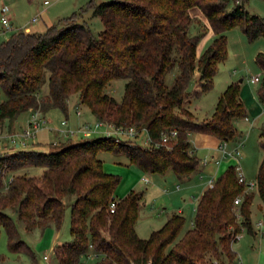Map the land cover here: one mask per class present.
Returning a JSON list of instances; mask_svg holds the SVG:
<instances>
[{
    "label": "trees",
    "instance_id": "1",
    "mask_svg": "<svg viewBox=\"0 0 264 264\" xmlns=\"http://www.w3.org/2000/svg\"><path fill=\"white\" fill-rule=\"evenodd\" d=\"M228 3L110 0L98 4L90 0L42 32L19 30L0 44L3 132L16 133V119L30 111L45 115L59 110L66 115L73 97L76 106L87 107L96 121L145 131L153 142L163 132L177 131L170 149L141 147L133 140L106 136L76 142L69 138L49 143L48 150H44L47 144L34 141L27 147L10 143L14 149L0 157V234L5 232L10 253L29 252L17 221L26 232L50 226L60 229L70 202L72 239L54 247L57 264H80L89 252L98 255L93 264L233 263L235 236L241 229L253 233L250 207L255 193L264 207V123L259 133L262 157L255 191L244 193L235 166L228 167L202 194L193 226L185 231V217L173 214L147 239L140 238L135 224L142 196L133 191L109 214L108 205L120 179L105 172L98 158L104 152L124 156L144 173L173 172L180 179L200 168V160L190 152V134L240 142L235 121L247 113L239 97V82L226 87L208 120L198 121L188 108L191 99L213 88L218 65L227 58L229 30L240 28L249 42L264 37V17L250 15L242 5L228 10ZM193 8L200 10L214 35L200 56L197 46L207 27L190 16ZM87 12L101 20L102 31H92L84 18ZM255 62L264 72V53H258ZM115 80L126 81L120 101L105 92ZM256 94L264 104V76ZM3 167L12 174L7 189ZM27 168L41 172L19 173ZM237 197L241 203L236 208Z\"/></svg>",
    "mask_w": 264,
    "mask_h": 264
},
{
    "label": "rangeland",
    "instance_id": "2",
    "mask_svg": "<svg viewBox=\"0 0 264 264\" xmlns=\"http://www.w3.org/2000/svg\"><path fill=\"white\" fill-rule=\"evenodd\" d=\"M45 0H0V11L3 5H7L9 8L12 7V3L15 6V10L18 12V15L22 21H26L33 16L39 14V12H44L39 17V21L35 23V30L44 31L46 26L52 25L57 22L59 19L70 16L73 12L78 11L80 8L84 7L86 3L90 0H47L49 2L48 5L43 4ZM110 0H96V3L100 4L103 2H109ZM235 5H242L246 12L250 15H258L260 17H264V0H229L227 5V9L231 10ZM1 14V12H0ZM87 20V23L90 25L92 31L96 34L103 30V25L101 20L98 17L92 16L90 12H87L84 16ZM14 25L13 21L9 23L8 26H4L1 24L0 20V35L3 30L6 28L11 30V26ZM202 27V26H201ZM13 27L12 29H14ZM7 30V31H8ZM227 58L225 61L221 62L218 65L217 73L214 77V85L213 88L206 93V96L196 97L190 102V107L194 111L197 104L202 103L204 108L205 104H207V97H211V95L218 96L224 90L226 84L229 82H239L241 78H243V83H240V90L243 87V84L247 79L251 76H254L258 73L261 74V70L255 62V58L258 53H264V37L257 38L253 42H249L242 32L240 28H233L227 32ZM3 36H0V42L3 41ZM208 46V45H207ZM264 74V72H262ZM199 74H197L198 76ZM170 82V78H168V83ZM125 80H115L111 82V84L106 88V93L112 96L117 101H120L123 93ZM251 89L255 87V85L250 84ZM44 93L47 92V83L43 86ZM257 88V87H256ZM72 102H77V98L73 97ZM244 104V103H243ZM81 109V114L79 118L84 117L89 114V110L85 106L78 105ZM245 106V104H244ZM246 108V106H245ZM75 111L74 108H71ZM247 110V108H246ZM198 117H202L203 109L194 111ZM203 112V113H202ZM53 113L58 114V119L55 121L54 117H51L54 125H59L62 120H64V116L62 113L57 110V112L53 111ZM248 113V112H247ZM28 115L26 113L21 114L17 119L19 120V124H15L16 133H21L23 124L25 123ZM48 118V117H47ZM16 119V121H17ZM62 119V120H61ZM264 121V116L261 119ZM68 122V127H72L70 121ZM87 123L92 124L94 120L90 118V121H86ZM95 123V122H94ZM93 123V124H94ZM80 126V125H78ZM57 127V126H56ZM240 127H236L237 131L241 134L239 129ZM259 125L255 126L248 135H243V139H245L244 144L241 149L240 155V167L247 181L256 180L257 176V167L258 162L261 160V150L259 149ZM44 129V128H43ZM76 129V128H74ZM101 130V129H100ZM2 131V132H1ZM50 132L52 135H48L49 140H54V135L57 133L55 130ZM12 132H3V129H0V136L3 137L2 143H0V157L5 153L10 152L14 149L9 142V135ZM42 137V135H38V141L43 143L46 140ZM79 138V137H78ZM76 136L72 137L75 140L78 139ZM147 138V133L145 131L141 132L137 139L136 144L144 147L145 139ZM37 140V139H36ZM61 140H66V138L57 133L56 142L60 143ZM64 142V141H63ZM33 143V141H28L27 146ZM25 146V147H27ZM23 147V148H25ZM51 149L50 144L44 147V150ZM98 158L102 161L103 169L105 172L109 174H113L119 177L120 181L115 190L114 197L116 200H121L125 196H127L131 191L144 196V200H147V205H143V201L140 203V218L137 221L136 232L141 238H148L151 231H155L161 228L164 224V221L171 212L177 210L174 204L177 206L181 204V208L183 209V216L186 219L185 227L190 225V221L194 218L193 205L185 204L180 197L176 199L175 202L171 201V194L176 191V186L173 183L170 176L168 180L161 177L159 174H148L139 170L135 165L130 164V162L124 156H116L112 153L104 152L98 155ZM227 158L225 161L229 163V159ZM5 177H4V189H7L8 183L11 180L12 174L8 171H5L6 168L3 167ZM28 172L29 174L38 175L41 172L39 168H27L19 171V173ZM171 175H173L170 172ZM174 176V175H173ZM144 177H147L149 181L145 182ZM144 181V182H143ZM180 188L181 184H178ZM157 187V188H156ZM156 190H153V189ZM181 191V190H180ZM253 190L252 192H254ZM250 191L244 190V193H249ZM181 195V193H180ZM68 207L65 212L64 222L60 229H56L54 227H47L45 229L36 228L31 232H26L24 230V226L21 222H18V227L20 230V234L22 236L23 241L26 246L29 247V252L17 253V256L13 255L7 250V241L6 234L2 230L0 234V264H33L31 257L34 255L37 262L43 259L44 256H47L49 262L52 264H57V260L53 255V246L57 244H64L70 242V207ZM238 206H236L237 208ZM251 211V219L254 222L258 220L263 221L264 223V208L262 207L261 200L258 194H254L252 204L250 207ZM14 219L16 217L14 216ZM17 220V219H16ZM260 247L258 246L259 237H253L249 235L246 230L242 229L239 234V239L233 243V249L237 252L238 260L243 264L245 260H250L252 253H258L260 250V258L257 260L258 264H264V226L260 229ZM1 241H4L1 244ZM250 256V257H249ZM94 260L91 258L85 259L83 261L84 264H92ZM41 264V262H40Z\"/></svg>",
    "mask_w": 264,
    "mask_h": 264
},
{
    "label": "crops",
    "instance_id": "3",
    "mask_svg": "<svg viewBox=\"0 0 264 264\" xmlns=\"http://www.w3.org/2000/svg\"><path fill=\"white\" fill-rule=\"evenodd\" d=\"M45 1H47V0H45ZM44 2H43V4H44ZM11 5H12L11 8H9L7 5L6 6L9 8V15H8L9 23L11 21H13L14 25L11 26V30H8L6 28L5 30H3L1 32L2 35H0V36L4 37L2 42L6 41L14 32L19 31V30H24L26 32H41L39 30H35L34 26H35V23H37L39 21V17H41V14L44 13V12H41V13L39 12L38 15L33 16V17H31L30 19H28L26 21H22L20 19L19 15H18V12L15 10V6L13 5V3ZM190 16L193 17V18L200 19L202 21V23L207 27V30H206L204 36L201 38V40L199 41V44L197 46V56H200V54L207 47V45H209L212 42L214 35H213L212 30L209 28L205 17L203 16V14L200 12L199 9H197V8L191 9L190 10ZM34 17L37 18L36 22H32V19ZM13 27H15V28L12 29ZM2 42H0V44ZM263 76H264V74L262 73V71H261V74L258 73V74L254 75V76H251L250 78L247 79V83L245 82L243 84V87L240 90V95H239L240 100H241L242 103L245 104V106L247 108L246 113L247 112L248 113H247L245 118H242V119H239V120L235 121V127H240L239 129L241 131V134L244 135V137H245V135H248L250 130H252L255 126L259 125V127H261V125L264 123V121L261 120L262 117L264 116V104H261L259 102V100L257 98V94H256V90H257V88L259 86V82L260 81L258 83H251V81H250L252 77H259V79L261 80V78ZM239 82L243 83V78H241L239 80ZM230 83H232V81ZM230 83L228 82L226 84L224 90L226 89V87ZM250 84L255 85V87L253 89H251V87H249ZM224 90L221 92V94L224 92ZM220 95H218V96L211 95V97H209V98L207 97V104L204 103L205 104L204 108L202 106V103H199V104L196 105V107L194 108L196 111L198 110V108L200 110L203 109L204 113L202 112L203 113L202 117H198L196 115V112H194L195 110L193 111L192 108L190 107V102L193 99L190 100V102L188 104V108L193 113V115L195 116V118L198 121H206L213 114L215 106H216V103H217V100L220 97ZM202 96H206V93L201 94L198 97L200 98ZM76 103L77 102H72V100L69 101L67 114L66 115L62 114L64 116L63 119L67 120V121H70V123L72 124V127H70V128H73V129L74 128H78L79 127L78 125H80V126L83 125V124L93 125V123L96 120L91 115L90 111H89L90 115H86L84 117L79 118L80 116L78 117L76 115L75 111H73L71 109V108L75 109L76 107L79 108V106H76ZM53 111L57 112V110H51L47 114L42 115L47 120L48 124L51 125V126H53L52 125L53 121L51 120V118L49 116L54 117L55 121H57L59 119V118L56 119L59 115L53 113ZM26 114L28 115V117L26 118L25 123L23 124L22 131L26 128L27 122H28V120L31 117L32 111L27 112ZM90 118H92L94 120V122L92 124L86 122V121L89 122ZM15 124L16 125L19 124V120L18 119H17V121H15ZM15 124H14V127H15ZM54 126H55V128L54 127L53 128L56 129V128H58L59 125H54ZM259 130H260V128H259ZM15 132H16V130H15ZM50 132L53 133V131H49L47 128L41 129L38 132L37 137H36L37 140L35 139L34 143L41 144V145H46V144H49V143H58V142H56L57 133L54 135V137H55L54 140H49V138L47 136L48 135H52ZM39 134L42 135V137H43V135H44V137H47V138H44L46 140L45 142L41 143V142L38 141V135ZM243 135H242V139L240 140V142H242V145L245 142L244 141L245 139H243L244 138ZM97 136H103V134L102 133H94V134L92 133V134H89V135H86V136H81L79 138L77 137L78 139L75 140V142L79 141V140H84V139H91V138L97 137ZM66 140H68V139H66ZM66 140H61V142L66 141ZM71 140L74 141L73 139H71ZM189 141H190V152L200 160V168L196 172H194L193 174H191L190 176H188L186 178H180L179 179L173 172H171V173L174 176L171 175L170 172H167L166 174L160 175V176L163 177L165 180L167 178L170 181H171V179H169V178L170 177L173 178L172 181H173V183L176 186L175 190L178 191L179 193H177V192L174 193L173 192L171 194V201L175 202L176 199H178V196H179L180 200H182L185 204L193 205V212H194V215H195V210H196L197 204L199 202V199L202 196V194L208 189L209 181H214L215 182V180L220 175H222L226 171V169L228 167L235 166L236 164L240 165V156L237 157V158L229 159L230 161H229V163H227L225 161L227 158H223L222 154H221V152L219 150V146L222 144V142L219 139H217L216 137H213V136H210V135H206V134H203V133H192L189 136ZM235 146H236V143H228L227 144V149L231 151V150H233L235 148ZM259 149H260V147H259ZM261 157H262V153H261ZM204 161H206L205 164H203ZM259 163H260V161L258 162V165H259ZM151 175H153V174H151ZM144 178H146L149 181V179L147 177H144ZM178 184H181L182 187L180 188V186ZM153 190H156V189L154 188ZM180 193H181V195H180ZM143 199H144V196H142V201H143ZM261 204H262V202H261ZM143 205H147V200L143 201ZM174 206L177 208V210L171 212V214L166 217V219L164 221V224L166 223L168 218L170 216H172L173 214H180V215L183 216V209L181 208V204H178L177 206L174 204ZM262 207H263V205H262ZM139 218H140V215L138 217V220H139ZM193 220H194V218L190 221V225L189 226H186V227L184 226V231L189 229V228H191L193 226ZM251 221H252V226H253V233L252 234L248 233V234L253 236V237H255V238L259 237V241L257 243H258V246L260 247L261 241H260L259 232H260V229L263 228L264 223L261 220H258L257 222H254L253 219H251ZM259 222H261L262 225H258ZM136 225H137V222L135 224V231H136ZM50 227H54V226H50ZM152 232L153 231L150 232L149 236L151 235ZM71 239H72V236H71ZM142 239H147V238H142ZM6 241H7V238H6ZM3 243H4V241H1V244H3ZM58 245H62V244L54 245L53 249H54V247H56ZM1 246L2 245H0V249H1ZM231 249H232L233 253L235 254V259H234L232 264H238L237 263V261L239 259L237 257L238 254L233 249V244L231 245ZM259 252H260V250H259ZM259 252L256 253V255H255V253H252L251 259L250 260H248V259L245 260L243 264H258L257 260L261 256ZM13 255L17 256V253H13ZM85 259H88V258L84 257L82 259V261H84ZM31 260H32L33 264H40V262H41V264H52V262H49V263L47 262V261H49L47 256H44L42 260L37 262V260L34 257V255H32ZM93 262H92V264H93Z\"/></svg>",
    "mask_w": 264,
    "mask_h": 264
},
{
    "label": "built area",
    "instance_id": "4",
    "mask_svg": "<svg viewBox=\"0 0 264 264\" xmlns=\"http://www.w3.org/2000/svg\"><path fill=\"white\" fill-rule=\"evenodd\" d=\"M45 5H48L49 2L45 1ZM1 14H0V20L1 24L4 26L9 25V8L6 5H3L1 7ZM37 18L34 17L32 19V22H36ZM251 83H258L260 81L259 77H252ZM76 115L79 117L81 115L80 109L76 107L75 109ZM47 128L48 130H55L57 133L62 134L66 139L72 138V137H81L86 136L89 134L94 133H102L103 136L106 137H113L117 140H129V141H136L138 135V131L134 127H122V126H114L111 123L104 122V121H95L93 125L83 124L79 126L76 129L68 127L67 120H62L60 123V127L54 129L53 127H50L47 120L42 116L41 112L38 110L32 111L31 117L27 122L26 128L21 133H13L9 135V141L10 143L17 145V146H25L28 141H35L38 132L43 129ZM101 129V130H100ZM143 132V131H142ZM4 136H0V143H2ZM177 138V131L175 129L170 130L168 132L161 133L160 140L158 142H153V140L147 135V138L145 139V146H155V147H166L167 149H170V141H174ZM227 142H222V144L219 146V150L222 154L223 158H237L241 155V149H242V142L236 143V146L233 150L227 149ZM206 161L203 162L205 164ZM236 171H237V178L239 183H243L245 185L246 191H253L255 190L256 184L254 181H247L246 177L244 176L242 169L239 164L235 165ZM144 181L147 182L148 180L144 178ZM214 185V181H209L208 188H212ZM119 201L115 199V197L110 201L108 205V213L113 214L116 211L117 205ZM241 203V197H237L234 200V205L239 206ZM237 219L240 220V215L237 213ZM258 225H262L261 222L258 223ZM242 231V229H241ZM241 233V232H240ZM239 233V234H240ZM239 234H237L234 238V241L236 242L239 239ZM97 256L95 253L89 252L87 254V258H91L93 260L97 259ZM238 264H242L241 261H237ZM80 264H84L83 261L80 262ZM146 264H151V261L147 262ZM213 264H220L218 261H214Z\"/></svg>",
    "mask_w": 264,
    "mask_h": 264
},
{
    "label": "water",
    "instance_id": "5",
    "mask_svg": "<svg viewBox=\"0 0 264 264\" xmlns=\"http://www.w3.org/2000/svg\"><path fill=\"white\" fill-rule=\"evenodd\" d=\"M192 89H193V84H191V85L189 86L188 91L190 92V91H192Z\"/></svg>",
    "mask_w": 264,
    "mask_h": 264
}]
</instances>
